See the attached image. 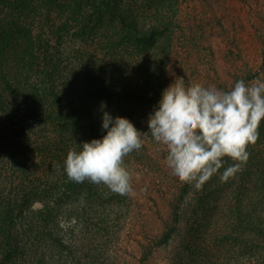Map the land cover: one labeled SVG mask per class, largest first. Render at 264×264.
<instances>
[{
  "label": "trees",
  "instance_id": "1",
  "mask_svg": "<svg viewBox=\"0 0 264 264\" xmlns=\"http://www.w3.org/2000/svg\"><path fill=\"white\" fill-rule=\"evenodd\" d=\"M179 6L180 0H0V257L15 259L10 264H34L37 235L46 247L52 224L74 211L64 203L79 201L85 188L97 190L68 180V150L106 134L104 111L135 126L141 120L134 106L149 95L160 98ZM259 133L247 151L258 165L264 264V121Z\"/></svg>",
  "mask_w": 264,
  "mask_h": 264
},
{
  "label": "rangeland",
  "instance_id": "2",
  "mask_svg": "<svg viewBox=\"0 0 264 264\" xmlns=\"http://www.w3.org/2000/svg\"><path fill=\"white\" fill-rule=\"evenodd\" d=\"M178 77L225 91L241 79H264V0H180L160 98L149 95L134 106L142 133L150 131L148 118L162 91ZM144 140L125 159L135 194L122 196L100 184L95 192L85 188L79 201H66L74 211L52 224L46 247L37 235L34 264H263L258 165L247 161L226 182L221 168L196 188L171 174L167 149L150 133ZM225 159V168L233 164ZM172 226L169 240L157 244ZM13 261L0 257V264Z\"/></svg>",
  "mask_w": 264,
  "mask_h": 264
},
{
  "label": "clouds",
  "instance_id": "3",
  "mask_svg": "<svg viewBox=\"0 0 264 264\" xmlns=\"http://www.w3.org/2000/svg\"><path fill=\"white\" fill-rule=\"evenodd\" d=\"M105 104L102 102L101 109ZM264 121V79L238 80L225 91L178 77L162 91L148 118L152 139L167 149L165 163L181 182L200 188L224 168L227 181L250 157L247 151L259 140ZM100 139L70 148L64 161L68 180L104 184L112 192L134 195L133 174L125 159L145 143L142 133L125 117L103 112ZM233 164L225 168L226 159ZM59 167V166H57ZM75 224V218L71 221ZM61 226L64 224L62 222Z\"/></svg>",
  "mask_w": 264,
  "mask_h": 264
}]
</instances>
